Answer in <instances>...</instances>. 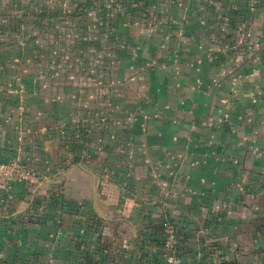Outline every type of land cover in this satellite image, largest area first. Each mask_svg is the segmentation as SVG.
<instances>
[{
    "label": "crops",
    "instance_id": "1",
    "mask_svg": "<svg viewBox=\"0 0 264 264\" xmlns=\"http://www.w3.org/2000/svg\"><path fill=\"white\" fill-rule=\"evenodd\" d=\"M75 2L0 63V264H264V0Z\"/></svg>",
    "mask_w": 264,
    "mask_h": 264
},
{
    "label": "rangeland",
    "instance_id": "2",
    "mask_svg": "<svg viewBox=\"0 0 264 264\" xmlns=\"http://www.w3.org/2000/svg\"><path fill=\"white\" fill-rule=\"evenodd\" d=\"M0 0V63L3 58H14L18 56L19 48L18 42L24 38L30 37L34 30L43 31V35L39 36L43 44L51 43L55 38V34L51 32L58 31L56 27H63L60 32L66 31V25L72 27L78 23V18L83 17V11L80 10L74 12L77 3L75 0ZM71 7V15L67 17L66 8ZM94 10V9H93ZM42 16V23H39ZM24 21L23 32L24 35L21 37L20 34L13 30L10 33L8 28L9 20L14 22L17 19ZM67 21V22H66ZM53 25V26H52ZM82 24H78L81 26ZM55 29V30H54ZM40 31V32H41ZM39 32V33H40ZM40 35V34H38ZM51 35V36H50ZM65 34H63V37ZM1 65V64H0Z\"/></svg>",
    "mask_w": 264,
    "mask_h": 264
},
{
    "label": "built area",
    "instance_id": "3",
    "mask_svg": "<svg viewBox=\"0 0 264 264\" xmlns=\"http://www.w3.org/2000/svg\"><path fill=\"white\" fill-rule=\"evenodd\" d=\"M29 174L28 167L18 160L0 161V186L9 184L15 178H22ZM170 239L174 237V230L168 226ZM166 264H181L173 254L166 257Z\"/></svg>",
    "mask_w": 264,
    "mask_h": 264
},
{
    "label": "trees",
    "instance_id": "4",
    "mask_svg": "<svg viewBox=\"0 0 264 264\" xmlns=\"http://www.w3.org/2000/svg\"><path fill=\"white\" fill-rule=\"evenodd\" d=\"M22 23H23V20L22 19H17V21L15 20L14 22H11V20H9V26H8V28H9V30H10V33L13 31V30H15V28L17 29L16 30V32H18V30H19V27H20V25H22Z\"/></svg>",
    "mask_w": 264,
    "mask_h": 264
}]
</instances>
